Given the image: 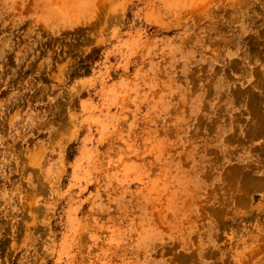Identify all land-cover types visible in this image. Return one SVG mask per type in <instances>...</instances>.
Wrapping results in <instances>:
<instances>
[{"label":"rangeland","instance_id":"374dc122","mask_svg":"<svg viewBox=\"0 0 264 264\" xmlns=\"http://www.w3.org/2000/svg\"><path fill=\"white\" fill-rule=\"evenodd\" d=\"M0 264H264V0H0Z\"/></svg>","mask_w":264,"mask_h":264}]
</instances>
